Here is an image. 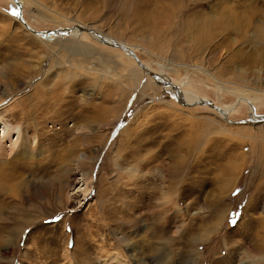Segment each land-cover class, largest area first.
<instances>
[{"label": "rangeland", "instance_id": "rangeland-1", "mask_svg": "<svg viewBox=\"0 0 264 264\" xmlns=\"http://www.w3.org/2000/svg\"><path fill=\"white\" fill-rule=\"evenodd\" d=\"M147 2L25 0L22 13L38 32L126 44L229 121L87 33L39 38L0 0V136L28 144L0 149V264H264V121L239 123L244 98L264 117V0Z\"/></svg>", "mask_w": 264, "mask_h": 264}, {"label": "bare ground", "instance_id": "bare-ground-1", "mask_svg": "<svg viewBox=\"0 0 264 264\" xmlns=\"http://www.w3.org/2000/svg\"><path fill=\"white\" fill-rule=\"evenodd\" d=\"M13 1V3H14V6H15V11H17L18 12V9H17V5H16V2L14 1V0H12ZM143 1H145V0H143ZM19 2H20V4H21V6L23 7V5H24V3H25V0H19ZM126 2H128V1H126ZM146 2H147V0H146ZM148 3V2H147ZM146 3V4H147ZM141 4V3H140ZM145 4V5H146ZM140 7H141V5H138L137 6V8L135 9L136 11L135 12H137V13H139V12H141V11H139L140 10ZM141 9H143L142 7H141ZM122 11V10H121ZM142 12H146V11H144V10H142ZM143 13V14H144ZM140 16V15H139ZM17 19L18 20H20L19 19V17H17ZM23 19H24V16H23ZM20 22H22V24H23V26L27 29V30H29L32 34H34V35H36V36H39V38L40 37H43V38H45V39H56V41H61L62 39H65V38H63V37H78L79 35H81L82 33H86V32H83V31H81L80 29H78L77 27H83V26H74V27H72V28H69V29H58V30H53V31H46V32H38V31H36V30H34L29 24H28V22L24 19V22L29 26V28L30 29H32V30H34L36 33H33L28 27H26L25 26V24L23 23V21L22 20H20ZM84 28H86V27H84ZM96 31V30H95ZM97 32V31H96ZM99 33V32H98ZM88 34V33H87ZM100 35H102V37L106 40V41H108V42H110V43H114V44H116V45H123L124 47H127V45L126 44H124V43H118V42H116L114 39H111V38H109V37H106L105 35H103V34H101V33H99ZM90 35V34H89ZM91 36L94 38V39H96V40H98L99 42H101V43H103V41H101L96 35H93V34H91ZM104 44V43H103ZM113 48V47H112ZM128 48V50L130 49L129 47H127ZM79 50V49H78ZM120 50H122L124 53H126L127 54V56L130 58H133L134 59V56H133V54H135L136 55V53H134V51L132 50V49H130L129 51L128 50H123V49H120ZM133 54H132V53ZM137 56V55H136ZM137 63V62H136ZM142 63V62H141ZM137 65H138V63H137ZM143 65V67H144V69H149L150 71H152L155 75H156V78H154L150 73H148L147 71H145L144 69H142L139 65V67L145 72V74H146V76H150L153 80H154V82L156 83V84H159L160 86H164L165 85V88H166V90H167V92H170V95L172 96V97H174L175 99H176V101H178L179 103H183V104H186V103H192L193 105L192 106H195V105H205V106H208V105H206V104H200V101H203V102H208V100L207 99H201V98H199V97H197L196 95H194V94H192V93H188V92H186V91H184L179 85H176V84H172L171 82H170V80H169V78L166 76V74L164 73V72H162V73H158V72H155V71H153L151 68H149L148 67V65H144V64H142ZM242 101L244 102V103H247L249 106H250V108H251V117L248 119V120H250L249 122H247V123H258V122H263L264 121V117H259V116H257L256 114H255V108H254V106H253V103H254V101L253 100H249V99H247V98H244V99H242ZM210 102V101H209ZM253 102V103H252ZM212 103V102H211ZM213 104V103H212ZM234 107V106H233ZM220 108V110H221V112H218L219 113V116L221 117V118H223L224 120H226V121H229V113L231 112V108H229V107H219ZM234 109V108H233ZM6 128V130H7V132H6V134L4 135V136H0V149H2V148H5L7 145L5 144L6 143V141H10L11 142V144L9 145V146H7V147H9V148H11L10 149V153H12V152H14L15 150H16V148H18L19 146H21V145H23V146H26V147H28V144H27V142H23V140H22V137H21V131H19V133H18V138L16 139V140H13L14 138H13V132H12V128L11 127H5ZM5 128H4V130H5ZM6 147V148H7ZM1 151V150H0ZM2 152V151H1ZM262 154V152L260 151V155ZM2 155H4V154H2ZM2 160V159H1ZM8 160V159H7ZM6 162H9V161H6ZM177 162V161H176ZM1 163H2V161H1ZM10 163V162H9ZM12 163V162H11ZM10 163V164H11ZM175 163V162H174ZM262 163H264V159H263V162ZM14 165V164H13ZM264 165V164H263ZM173 166V165H172ZM179 168H180V166H176V167H170V169H172L174 172H178V170H179ZM173 171H170V173L171 172H173ZM5 172V171H4ZM173 172V173H174ZM0 173H2V170H0ZM3 175H5V174H3ZM5 176H7V175H5ZM4 177L0 174V181H1V179H3ZM3 181V180H2ZM5 181V180H4ZM231 183V182H230ZM230 183L229 184H227V186H229L230 185ZM7 184V183H6ZM231 185H232V183H231ZM232 186H234V184L232 185ZM235 187V186H234ZM229 188V187H228ZM0 190H1V187H0ZM222 200H223V198H221ZM221 200V201H222ZM224 207H226V203H222V207L221 208H224ZM2 208H0V210H1ZM226 210V209H225ZM219 211V210H218ZM220 212V211H219ZM226 212H228V211H226ZM219 216V215H218ZM21 217H22V220L24 221L25 220V218H26V215H24V214H22L21 215ZM217 217V216H216ZM223 217V216H222ZM218 219H219V222H221L220 220L222 219H220L219 217H217ZM217 219V220H218ZM22 223V222H21ZM218 223V222H217ZM26 225H27V223L25 224V222H23V225H21L22 226V230H23V232L25 231V228H26ZM22 232V233H23Z\"/></svg>", "mask_w": 264, "mask_h": 264}, {"label": "water", "instance_id": "water-1", "mask_svg": "<svg viewBox=\"0 0 264 264\" xmlns=\"http://www.w3.org/2000/svg\"><path fill=\"white\" fill-rule=\"evenodd\" d=\"M15 2H16V5H17V9H18V13H19V19L20 20H22L23 21V23L25 24V26L26 27H28L29 28V26L24 22V19H23V13H22V6H21V4H20V2H19V0H14ZM78 29H80L81 31H83V32H86V33H88V34H93V35H96L101 41H103V43L105 44V45H107V46H109V47H113V48H117V49H123V50H128V48L127 47H124L123 45L121 46V45H116V44H114V43H110V42H108V41H106L103 37H102V35H100L98 32H96L95 30H93V29H90V28H84V27H77ZM30 29V28H29ZM33 33H36L34 30H32V29H30ZM130 50V49H129ZM128 50V51H129ZM132 53V52H131ZM133 54V53H132ZM133 56H134V59H135V61L138 63V65L142 68V69H144V67H143V65H142V63H141V61H140V59L138 58V56H136L135 54H133ZM145 71H147L148 73H150L154 78H156V75L152 72V71H150L149 69H144ZM200 104H206V105H208L210 108H212V109H215V110H217L218 112H221V110H220V108L219 107H217L216 105H214V104H212L211 102H203V101H200ZM250 120H244V121H241V122H239V123H247V122H249ZM231 123H232V121H230Z\"/></svg>", "mask_w": 264, "mask_h": 264}, {"label": "snow or ice", "instance_id": "snow-or-ice-1", "mask_svg": "<svg viewBox=\"0 0 264 264\" xmlns=\"http://www.w3.org/2000/svg\"><path fill=\"white\" fill-rule=\"evenodd\" d=\"M12 15L18 17L19 16V13L17 11H13L12 12ZM68 211L69 212H72V211H74V209L73 208H69ZM231 216H232V218L230 219L229 222L231 224H233V225H235L236 223H238V220H239V217H240V213L239 212H235V213H232ZM56 219H59V217H57ZM45 223H49V221H46ZM69 247H74V243L70 242Z\"/></svg>", "mask_w": 264, "mask_h": 264}]
</instances>
